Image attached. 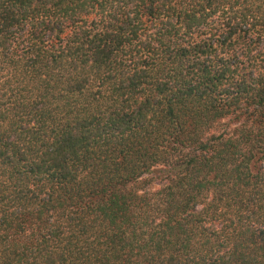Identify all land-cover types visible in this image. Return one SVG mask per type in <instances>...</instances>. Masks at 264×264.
Wrapping results in <instances>:
<instances>
[{"label": "trees", "instance_id": "1", "mask_svg": "<svg viewBox=\"0 0 264 264\" xmlns=\"http://www.w3.org/2000/svg\"><path fill=\"white\" fill-rule=\"evenodd\" d=\"M0 264H264V0H0Z\"/></svg>", "mask_w": 264, "mask_h": 264}]
</instances>
